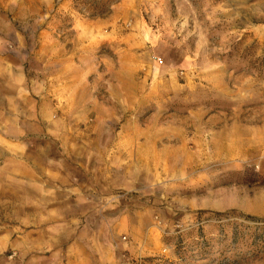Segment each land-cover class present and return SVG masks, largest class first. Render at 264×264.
Returning a JSON list of instances; mask_svg holds the SVG:
<instances>
[{"label":"rangeland","instance_id":"rangeland-1","mask_svg":"<svg viewBox=\"0 0 264 264\" xmlns=\"http://www.w3.org/2000/svg\"><path fill=\"white\" fill-rule=\"evenodd\" d=\"M0 264H264V0H0Z\"/></svg>","mask_w":264,"mask_h":264}]
</instances>
